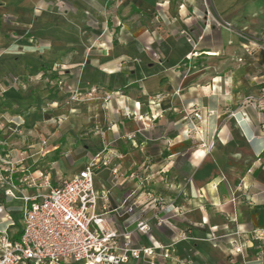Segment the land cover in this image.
I'll return each instance as SVG.
<instances>
[{
  "label": "crops",
  "instance_id": "crops-1",
  "mask_svg": "<svg viewBox=\"0 0 264 264\" xmlns=\"http://www.w3.org/2000/svg\"><path fill=\"white\" fill-rule=\"evenodd\" d=\"M261 88L264 0H0V152L51 186L109 158L93 169L109 226L132 248L173 244L127 264H264ZM157 214L150 237L134 231Z\"/></svg>",
  "mask_w": 264,
  "mask_h": 264
},
{
  "label": "built area",
  "instance_id": "built-area-1",
  "mask_svg": "<svg viewBox=\"0 0 264 264\" xmlns=\"http://www.w3.org/2000/svg\"><path fill=\"white\" fill-rule=\"evenodd\" d=\"M213 21L217 27L234 30L229 22ZM244 50L250 53L249 47H244ZM192 55L194 53H189L186 59L190 60ZM96 92V89L88 91L83 95L84 99H95ZM261 92L264 93V88H261ZM102 93L107 102L112 93ZM71 99L78 101L83 97L75 93ZM244 100L259 103L252 96ZM189 119L191 123L200 121L201 115L198 111H191ZM186 133L200 134L195 126ZM97 165L107 167L110 159L98 152L84 169L51 186L47 180L39 183L32 179L27 171L17 166L10 154H0V190L3 198L5 201L17 200L21 204L18 239H12L7 229L0 230V264H127L139 261L143 256L153 258L157 255L164 260L171 259L173 244L154 242L147 247L132 248L131 233H119L109 226L107 210L99 207L100 195L93 180V169ZM38 177L41 178L42 174ZM128 177L136 180L140 188L148 182L146 177L135 172ZM25 188L45 189L46 192L28 195L23 192ZM135 193L130 196H135ZM145 195L153 203H163V199L154 196L151 191H146ZM133 206L131 202L128 207L124 205L120 209L133 213ZM8 221H11L9 216ZM152 222L160 226L163 219L158 214L151 219H135L134 231L150 237ZM10 223L14 225V222Z\"/></svg>",
  "mask_w": 264,
  "mask_h": 264
},
{
  "label": "rangeland",
  "instance_id": "rangeland-1",
  "mask_svg": "<svg viewBox=\"0 0 264 264\" xmlns=\"http://www.w3.org/2000/svg\"><path fill=\"white\" fill-rule=\"evenodd\" d=\"M2 154V152H0ZM1 199H4L1 197ZM13 204L11 201H5L4 206L5 210L8 211L9 215L14 219L17 220V222L20 224V221L17 219L19 217L20 213V207H13ZM2 206V204H0ZM7 223L0 224V229H6Z\"/></svg>",
  "mask_w": 264,
  "mask_h": 264
},
{
  "label": "trees",
  "instance_id": "trees-1",
  "mask_svg": "<svg viewBox=\"0 0 264 264\" xmlns=\"http://www.w3.org/2000/svg\"><path fill=\"white\" fill-rule=\"evenodd\" d=\"M20 235V234H19Z\"/></svg>",
  "mask_w": 264,
  "mask_h": 264
}]
</instances>
